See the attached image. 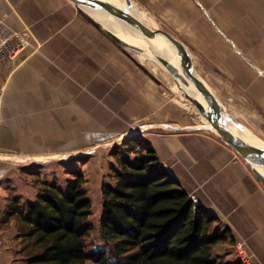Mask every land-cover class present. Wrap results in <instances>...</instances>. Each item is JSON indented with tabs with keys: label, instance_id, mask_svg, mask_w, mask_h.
Returning <instances> with one entry per match:
<instances>
[{
	"label": "crops",
	"instance_id": "crops-1",
	"mask_svg": "<svg viewBox=\"0 0 264 264\" xmlns=\"http://www.w3.org/2000/svg\"><path fill=\"white\" fill-rule=\"evenodd\" d=\"M258 3L259 16L245 11L238 27L218 32L229 47L216 37L211 47H202L219 72L213 75L216 90L195 73L230 124L264 144V0ZM169 6L178 12L181 7ZM0 22L14 32L28 31L32 43L12 64L0 63V219L13 198L33 201L39 183L56 182V170L42 169L36 183L30 165L58 166L65 153L75 156L78 147L101 136L93 132V120L106 128L109 112H115L143 130L165 171L217 217V230L245 240L264 264V184L195 108L163 94L73 0H0ZM18 227L13 218L0 224V264H27ZM229 259L238 264L235 254Z\"/></svg>",
	"mask_w": 264,
	"mask_h": 264
},
{
	"label": "trees",
	"instance_id": "trees-1",
	"mask_svg": "<svg viewBox=\"0 0 264 264\" xmlns=\"http://www.w3.org/2000/svg\"><path fill=\"white\" fill-rule=\"evenodd\" d=\"M123 147L126 156L113 153L112 183L101 187L98 225L105 249L92 250L87 242L95 228L79 171L64 188L43 181L33 201L11 200L3 220L18 223L27 264H222L214 247L227 238L234 243L229 230H217V217L193 204L149 141Z\"/></svg>",
	"mask_w": 264,
	"mask_h": 264
},
{
	"label": "rangeland",
	"instance_id": "rangeland-1",
	"mask_svg": "<svg viewBox=\"0 0 264 264\" xmlns=\"http://www.w3.org/2000/svg\"><path fill=\"white\" fill-rule=\"evenodd\" d=\"M170 1L180 3L179 12L169 6ZM116 2L110 5L119 9L122 15L129 12L137 21L156 33L152 41L161 40L179 49L192 63L193 70L212 90H216V88L212 87V82H214L213 75H218L219 72L212 66L210 56L203 54L202 47H211L212 43L216 41V39L214 41L213 37H216L220 43L229 47L221 33L226 35L229 25H231V28H235V24L238 27L245 11L259 16L260 10L259 0H129V2L117 0ZM93 6L94 8L91 11L80 7L85 13L90 14L102 27L104 19L102 9L97 4ZM203 10L207 12V16L203 14ZM213 11L215 12V17H213ZM182 12L184 15L181 14ZM213 20L214 23L212 22ZM219 31H221L220 35L218 34ZM133 32L131 33L132 38H134ZM109 40L111 39L109 38ZM231 42L233 41L231 40ZM138 46L145 48L140 44ZM123 50L133 62L139 64L143 71L160 86L163 94L171 96L174 100L176 99L175 103L180 100V102L183 101L182 105L184 104L185 107L187 103L194 109V106L183 95L185 90L182 83L180 82L179 84L178 79L167 67L174 70L178 75L177 71L169 63L160 61L159 58L161 56L150 60L151 58L141 54V49L138 51L139 53ZM108 115L106 128L102 123L101 127L97 126L99 121L93 120V132L101 131V136H95L90 144L91 146L78 147L74 152L75 156H70L69 159H67L68 154L65 153L58 166L43 165L42 167L39 163L29 166V171L35 178L36 183L41 181L42 169L43 174L56 170L57 173L54 176V180L63 188L72 180V171H79L82 174L84 180L83 188L91 202V215L88 220L95 228L90 238L87 239L92 250L108 247L101 240L98 222L102 203L101 187L103 184L112 183V168H117L113 153L116 151L117 154L126 156L127 152H125L123 143H130L136 139L144 138L142 136L143 130L133 125L131 120L126 119L122 115H117L115 112H109ZM199 117L202 123H206L202 116L199 115ZM210 129L214 131L213 128L210 127ZM120 130L123 131L118 133ZM259 175L264 182V176ZM3 221V218H1L0 224L4 223ZM0 238L3 239L1 234ZM218 246L219 249L217 248V251H220L221 257L218 258L217 256V260L224 264H231L229 263L231 259V257L229 259V255L235 254V252L230 238H227L226 242ZM3 249L4 243L0 253Z\"/></svg>",
	"mask_w": 264,
	"mask_h": 264
},
{
	"label": "water",
	"instance_id": "water-1",
	"mask_svg": "<svg viewBox=\"0 0 264 264\" xmlns=\"http://www.w3.org/2000/svg\"><path fill=\"white\" fill-rule=\"evenodd\" d=\"M73 1L77 5H83V6H92L97 4L100 8L105 10V12L109 16L123 22L124 24H126L127 26L133 29L140 31L142 35L148 40L152 41L153 36L156 35L154 31L149 30L147 27H145L136 19L129 16L127 13H125V16H123L118 9L111 6L108 2H104L102 0H73ZM125 1L129 2V0H125ZM103 30L113 42H115L117 45L121 46L122 48L133 52L140 51L141 48L139 46L131 45L118 38L112 32L105 29ZM174 48H175L176 56L179 59V67H180L179 73L181 74L182 79L179 78V76L176 74L174 70L168 68L166 64L164 63L163 64L178 79L179 84L181 82L186 89L188 90L191 89L197 92V94L209 106L211 105L215 106L217 108V111H214L208 106L205 107L197 98L192 96L189 92H185L183 94L184 97L194 106L198 114L206 120V122L210 125L211 128L214 129V131L222 138V140L226 142L228 145H230L247 164H248L247 158L250 155H258L264 158V144L259 141H257L258 144H253L249 142L248 139H245L242 133L240 132L235 133L233 131V127L235 128V126L236 127L238 126L235 125L233 122H232L233 124H230L229 117L226 115L224 110L216 103L209 90L205 87L203 82L196 75L187 57L179 49H177L176 47ZM159 60L167 63L166 59H164L163 57H160ZM257 177L264 184L262 179L259 176Z\"/></svg>",
	"mask_w": 264,
	"mask_h": 264
},
{
	"label": "bare ground",
	"instance_id": "bare-ground-1",
	"mask_svg": "<svg viewBox=\"0 0 264 264\" xmlns=\"http://www.w3.org/2000/svg\"><path fill=\"white\" fill-rule=\"evenodd\" d=\"M104 2H108L109 4H114L117 0H102ZM117 3V2H116ZM85 10L91 11L94 6H83L80 5ZM102 9V8H101ZM117 9V8H116ZM119 10V9H118ZM130 10V9H129ZM104 14V19L102 21V28L105 30H108L115 34L118 38L121 40L131 44V45H143L145 48H141V54L143 56H146L148 58H159L160 56L166 59V62L169 63L171 66L175 68L177 71L179 78L182 79L181 74L179 73L180 67H179V59L176 56L175 48L171 46L170 44L163 42V41H149L147 38H145L142 33L136 29L127 26L123 22L109 16L105 10H101ZM131 11V10H130ZM129 16L134 18L129 12L127 13ZM125 16V14L123 15ZM135 19V18H134ZM145 26V25H144ZM146 27V26H145ZM133 32L134 38H132L131 33ZM147 48V49H146ZM153 51V52H152ZM197 75V74H196ZM183 89L185 92H189L192 96L197 98L205 107V105L201 100L200 96L197 94V92L193 90H188L183 86ZM202 118V117H201ZM203 119V118H202ZM206 121V120H205ZM237 125V124H236ZM233 127V131L235 133H242L245 137V139H248L249 142L253 144H258V140L254 138H250L247 136L244 131L240 128ZM260 142V141H259ZM248 164L254 168V170L258 173L264 176V158L258 155H250L248 158Z\"/></svg>",
	"mask_w": 264,
	"mask_h": 264
},
{
	"label": "built area",
	"instance_id": "built-area-1",
	"mask_svg": "<svg viewBox=\"0 0 264 264\" xmlns=\"http://www.w3.org/2000/svg\"><path fill=\"white\" fill-rule=\"evenodd\" d=\"M31 44L28 31L14 32L0 22V63L6 66L12 64L19 52L24 47H31ZM190 198L194 205H199V201L194 196H190ZM3 243V239L0 238V251ZM233 249L238 264H261L251 252L245 240L236 239L233 243Z\"/></svg>",
	"mask_w": 264,
	"mask_h": 264
}]
</instances>
